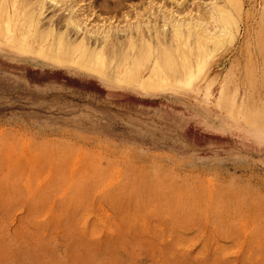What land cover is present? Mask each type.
Wrapping results in <instances>:
<instances>
[{"label":"rangeland","instance_id":"rangeland-1","mask_svg":"<svg viewBox=\"0 0 264 264\" xmlns=\"http://www.w3.org/2000/svg\"><path fill=\"white\" fill-rule=\"evenodd\" d=\"M83 1L68 35L105 75L0 32V264H264V0H239L194 84L166 89L143 86L148 46L176 45L172 11L221 32L219 0ZM66 13L45 8L41 30Z\"/></svg>","mask_w":264,"mask_h":264},{"label":"bare ground","instance_id":"bare-ground-1","mask_svg":"<svg viewBox=\"0 0 264 264\" xmlns=\"http://www.w3.org/2000/svg\"><path fill=\"white\" fill-rule=\"evenodd\" d=\"M81 1L83 0H0V32L5 33V35H9L11 38L10 40L20 44L19 48L25 52H33L40 57L61 63L64 61L73 62L86 70L93 71L97 74H104L107 67V59L104 54L105 52L103 53L102 49H98L96 47L90 48L91 45L89 46L88 44H85L82 40L77 44L75 41H71L70 36L68 35L69 29L74 30L76 34L80 33L84 29L80 19L81 6H83ZM84 2L85 1H83V3ZM216 2L217 3L211 4V10L208 11L210 12V17L212 15L211 18H214L220 27L221 32L214 31L215 34L210 33L205 27L200 30L198 27L201 24H198L196 19L193 20L192 18L188 21L182 19L179 20V17L175 16L176 12H171V16L169 17L171 20L166 25L170 26L171 31L169 32V38H171L170 40H172L174 44L176 43V45L173 47H170V45L163 46V41L161 44L163 50H159L161 51L159 54H155V52L151 50L150 46H148L146 53L147 57L153 54L155 55V59L153 60V65L150 68L148 78L143 84L145 88L158 87L166 89L173 86H188L193 83L197 74L208 63L209 58L213 54V50H216V48L221 45L223 38L226 39V36L233 32L231 27H238L236 12L240 11V1L223 0L224 4L222 5L219 3L221 2L220 0L219 2ZM228 3L234 5V12L230 9L231 7H228ZM95 4L91 2L87 6L90 8L92 5L95 6ZM49 7H58L60 9H64L68 13L61 16L57 22L51 20V27L48 30L43 31L41 30L42 16L45 8ZM184 19L186 18L184 17ZM199 20H201V22L203 21L202 19ZM56 26H62L65 28V31H63V33H58V30L55 28ZM101 33L103 39L105 40H108L111 36V32L109 30L107 31V29L101 31ZM187 33H189V36L195 35L197 37V40H195L197 42L196 47L189 49V53H193L195 51L194 53L197 58V61H195L196 63L192 61L188 51H183L181 46L182 44L186 45L187 43H185L184 40L186 39L185 35ZM154 36L158 37V32ZM78 38L79 37H77V39ZM38 40H40V42L36 45ZM142 45L144 46V44ZM138 51L139 49L137 52ZM128 53L125 54L126 57L128 56ZM136 60L138 61L139 59ZM144 62L146 61L143 60V66H145ZM122 69L123 70L119 72V75H121L122 78L132 77L130 78L132 79L131 83L137 82L135 81V78L139 75V61L136 62L134 60L131 62V66Z\"/></svg>","mask_w":264,"mask_h":264}]
</instances>
